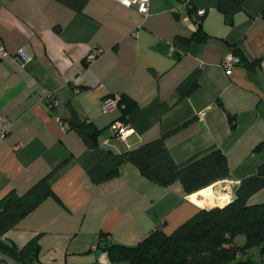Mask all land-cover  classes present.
I'll return each instance as SVG.
<instances>
[{"label":"crops","instance_id":"0c3cea01","mask_svg":"<svg viewBox=\"0 0 264 264\" xmlns=\"http://www.w3.org/2000/svg\"><path fill=\"white\" fill-rule=\"evenodd\" d=\"M218 1L149 0L143 19L116 0H86L81 13L57 0H0V46L7 53L0 58V110L11 123L0 142V201L10 192L23 195L61 166L53 195L3 241L20 248L39 235V264H111L97 248L101 234L125 246L156 227L169 234L199 209L226 204L256 173L264 162V72L255 62L264 55V0H245L231 24ZM200 9L205 14L196 23ZM198 27L206 39L185 44ZM20 49L29 62L16 58ZM234 49L242 62L226 71L224 57ZM93 51L99 54L86 62ZM193 73L195 87L177 101V87ZM112 95L136 104L125 139L109 128L124 103L101 110ZM71 111L101 130L95 149L62 128ZM162 134L177 163L220 150L229 177L189 195L177 181L162 187L147 180L130 163L103 183L89 179L88 169L107 151L118 154ZM202 191L219 200L204 201ZM247 202L264 203V188ZM0 264L22 263L0 253Z\"/></svg>","mask_w":264,"mask_h":264},{"label":"trees","instance_id":"16d2710c","mask_svg":"<svg viewBox=\"0 0 264 264\" xmlns=\"http://www.w3.org/2000/svg\"><path fill=\"white\" fill-rule=\"evenodd\" d=\"M76 12L81 13L86 0H57ZM245 0H219L217 9L231 24L232 16L243 9ZM199 23V21L197 22ZM206 36L198 27L187 39L204 40ZM232 55L238 57V49ZM239 63L242 59L238 57ZM257 64V60L255 61ZM195 74L184 79L176 89L177 101L195 87ZM124 103L121 119L136 109V104L128 98H120ZM67 128L75 130L88 149L97 147L101 133L88 121L80 120L71 111ZM166 134L143 143L133 149L115 154L107 151L104 157L87 171L89 179L100 184L115 178L119 167L132 164L147 180L167 187L179 182L186 194H193L229 177V167L225 155L216 148L201 151L183 162H175L166 145ZM262 144L255 147L259 151ZM61 166L49 172L33 184L23 195L10 192L0 201V253L22 264H39V235H35L25 245L17 248L1 236L13 228L45 198L53 195L52 178ZM264 188V162L257 167L254 175L243 178L234 191L233 198L222 206L199 209L191 218L175 230L166 234L162 227H156L142 240L132 246L114 244L105 234L99 236L97 248L107 254L111 264H264V203L248 204V199ZM244 236L245 243L236 246L237 236ZM259 247L261 261L255 262L246 256L249 249Z\"/></svg>","mask_w":264,"mask_h":264},{"label":"built area","instance_id":"2783aa9c","mask_svg":"<svg viewBox=\"0 0 264 264\" xmlns=\"http://www.w3.org/2000/svg\"><path fill=\"white\" fill-rule=\"evenodd\" d=\"M120 5L127 8H134L142 17L146 19L149 15V0H116ZM192 0H182L184 5H189ZM205 14L204 9L196 10L194 14V21L197 23L199 18ZM99 54V51L90 52L86 57V62L93 61L96 56ZM7 55L6 51L0 46V58H3ZM16 58L22 61L23 63H27L30 61L31 57L23 50L20 49ZM239 64V59L232 55V53H227L224 57L223 67L226 71H229L233 66ZM257 67L260 71L264 72V55L261 56L257 60ZM120 95H112L107 96L102 100L101 110L103 112H110L115 110L118 107V100ZM55 104V102H51V105ZM10 122L6 119L4 114L0 110V142L4 140L5 136L9 132ZM62 128H67L66 124L61 125ZM113 135L119 139H125L132 130L128 127L126 122L122 121H114L109 126Z\"/></svg>","mask_w":264,"mask_h":264},{"label":"rangeland","instance_id":"374dc122","mask_svg":"<svg viewBox=\"0 0 264 264\" xmlns=\"http://www.w3.org/2000/svg\"><path fill=\"white\" fill-rule=\"evenodd\" d=\"M234 243L236 246H242L245 243L244 236H241V235L237 236L234 240ZM246 256H249L255 262L261 261L260 254H259V247H253L249 249Z\"/></svg>","mask_w":264,"mask_h":264},{"label":"bare ground","instance_id":"6f19581e","mask_svg":"<svg viewBox=\"0 0 264 264\" xmlns=\"http://www.w3.org/2000/svg\"><path fill=\"white\" fill-rule=\"evenodd\" d=\"M203 191L201 192V197H202V199L205 201V200H207V201H218L219 199H217L215 196H213L212 194L211 195H203ZM226 198H228L229 199V197L228 196H225Z\"/></svg>","mask_w":264,"mask_h":264},{"label":"water","instance_id":"95a60500","mask_svg":"<svg viewBox=\"0 0 264 264\" xmlns=\"http://www.w3.org/2000/svg\"><path fill=\"white\" fill-rule=\"evenodd\" d=\"M173 55H174V56H178L179 53H177V52H173Z\"/></svg>","mask_w":264,"mask_h":264}]
</instances>
